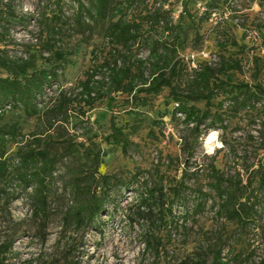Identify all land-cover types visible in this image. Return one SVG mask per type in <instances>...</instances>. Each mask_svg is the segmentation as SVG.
Returning a JSON list of instances; mask_svg holds the SVG:
<instances>
[{"label": "rangeland", "instance_id": "obj_1", "mask_svg": "<svg viewBox=\"0 0 264 264\" xmlns=\"http://www.w3.org/2000/svg\"><path fill=\"white\" fill-rule=\"evenodd\" d=\"M123 1L115 0L114 5L118 7ZM163 2L147 0L145 6L159 8ZM14 6L16 13L28 16L30 22L10 29L15 45L10 47L9 55L26 57L28 49L34 50L44 41L36 20L40 14L57 13V9L54 0H16ZM74 10L75 5L64 0L65 18L71 20ZM133 10L135 7L127 9V14ZM165 10L171 13L174 32L179 36L180 77L173 85H182L183 90L197 66L208 63L218 68L223 59H231L239 60L242 70L220 74V78L233 85L245 82L252 90L257 85L264 87V0H168ZM69 24L68 38L62 46L75 54L61 79L65 89L75 87L93 67L92 51L103 49L108 42L104 38L109 22L91 23L83 29L71 21ZM225 40L229 43L223 48ZM135 51L141 59L149 57V50L143 46ZM256 58L262 61L258 73ZM38 66L46 67L41 62ZM53 90L56 92L58 87ZM128 100L126 94L113 95L86 114L88 125L76 131L73 126L78 120L74 117L67 128L71 136L80 138L78 143L101 147L107 156L100 172L116 176L111 201L98 229L91 227L84 235L74 228L63 230L64 214L73 205L68 187L69 158L57 165L50 184L51 216L45 231L33 218L31 188L0 181V193L6 191L16 197L8 207L6 197L0 201V244L13 241L6 264H181L197 252L209 263L220 252L222 261L229 264H263L264 193L259 191L258 183L264 173V100L253 101L251 109L239 112L230 110L232 103L227 102L222 108L216 103L212 117L197 129V136L195 126L186 125L183 115L174 116L176 103L171 90L165 89L160 96L151 97L146 107L138 108L142 124L124 152L121 147L114 150V145L105 139L111 133V119L131 132L134 117L130 115L133 109ZM190 105L205 110L204 102ZM218 115L221 121L217 120ZM15 122L26 139L38 126L36 119H28L22 112L8 113L3 124ZM87 126L92 133L85 138ZM209 135H213L211 144ZM65 139L56 136L51 150L61 152ZM18 148L11 146L8 157L15 156ZM212 165L216 166L223 188L234 186L238 192L237 208L244 209L240 219L230 218L222 209L224 199L214 190ZM161 183L170 195L169 201L175 203L164 223L155 225L161 246L158 251L147 250L142 239L147 225L143 221L133 224L128 216L140 197Z\"/></svg>", "mask_w": 264, "mask_h": 264}, {"label": "trees", "instance_id": "obj_2", "mask_svg": "<svg viewBox=\"0 0 264 264\" xmlns=\"http://www.w3.org/2000/svg\"><path fill=\"white\" fill-rule=\"evenodd\" d=\"M15 1L4 3L0 0V181L9 185L16 182L25 189L31 188L29 199L33 218L40 222L42 231H45L51 216L50 184L57 165L64 159L71 161L67 174L68 187L73 195V205L63 217L64 232L74 228L84 235L91 227L98 229L111 201L112 188L116 185L113 183L115 175L100 172L107 153L96 144L78 143L80 138L67 132L74 117L78 122L73 128L78 131L83 125H88L86 114L98 103L116 94L128 95L133 109L130 115L134 117L131 132H126V126L119 127L111 119V133L105 139L114 145V150L121 147L125 152L130 137L142 124L138 108L146 107L151 97L160 96L165 89L171 90L176 103L174 116L183 115L186 125L195 126L197 136V129L212 117L211 110L216 103L220 108L227 102L232 103L230 110L239 112L251 109L253 101L264 100L262 85L252 90L245 82L233 85L230 80L220 78V74L241 71L239 60L223 59L218 68L208 63L201 64L192 70L183 90L182 85H173L174 80L180 77L179 36L174 32L171 13L165 10L168 0H164L159 8L145 6L147 0H124L118 7L114 5L115 0H70L75 5L71 20L65 18L64 0H54L57 13L51 16L40 14L36 20L44 37L43 43L34 50L28 49L26 57L13 58L9 55L10 47L15 45L10 39V29L16 24L30 22L28 16L16 13ZM132 7L135 10L127 14V9ZM69 21L79 29L86 25L89 27L91 23L108 21L104 38L108 42L103 49H93V67L85 72L84 79L75 87L65 89L61 86V79L75 54L74 50L62 46L68 38ZM227 43L225 40L222 47L225 48ZM138 46L149 50L147 59L138 57L135 51ZM254 61L258 73L262 61L259 58ZM39 62L46 67L38 66ZM54 87H58L56 92ZM197 102H204L205 110L190 105ZM11 112H22L28 119L38 121L29 139H26L18 122L3 124ZM217 120H222L220 115ZM91 133L92 128L87 126L83 137ZM56 136L59 139L68 137L62 143L61 152L51 150ZM22 143L25 145L20 146ZM14 145L19 148L15 156L8 157L9 148ZM212 171L215 174L214 190L224 199L222 209L230 218L240 219L244 209L237 208L238 192L234 186L223 188L215 165H212ZM258 172L255 173L259 176ZM137 177L135 174L133 179L136 181ZM249 185H252L251 181ZM258 185L259 191L264 193V173L260 175ZM2 196L7 198L6 207L16 198L6 191H1L0 201ZM169 199L170 195L161 183L147 190L138 204L130 208V221L133 224L143 221L147 225L142 235L147 250L158 251L161 246V238L154 229L157 222L164 223L172 214L175 202ZM254 207L255 204L249 210L253 211ZM12 249V240L0 244V264L7 263ZM181 264L229 263L222 261L220 252L211 263L197 252Z\"/></svg>", "mask_w": 264, "mask_h": 264}, {"label": "bare ground", "instance_id": "obj_3", "mask_svg": "<svg viewBox=\"0 0 264 264\" xmlns=\"http://www.w3.org/2000/svg\"><path fill=\"white\" fill-rule=\"evenodd\" d=\"M211 135V134H210ZM209 135V136H210ZM213 138V135L212 136H210V138H209V141H208V144H211V139ZM208 140V139H207Z\"/></svg>", "mask_w": 264, "mask_h": 264}]
</instances>
